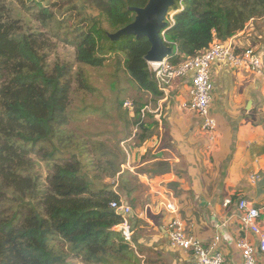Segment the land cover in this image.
<instances>
[{"label":"trees","instance_id":"obj_1","mask_svg":"<svg viewBox=\"0 0 264 264\" xmlns=\"http://www.w3.org/2000/svg\"><path fill=\"white\" fill-rule=\"evenodd\" d=\"M8 1L0 0V264H67L70 258L84 264H139L132 245L114 230L122 217L110 203L120 202L119 196L105 186L96 188L93 181L99 178L90 179L79 156L64 161L60 154L59 145L66 142L70 70L49 69V41L42 40V32L25 33L11 17ZM149 1L91 0L110 30L95 21L81 32L76 59L99 68L104 55L123 53L125 69L139 90L159 98L162 93L145 60L151 49L148 39L127 36L112 42L108 36L134 22L130 8H143ZM180 1L171 11L179 9ZM30 2L43 29L56 22L54 7ZM184 4L166 34L178 48L168 59L173 66L206 52L214 41L227 44L252 21L264 18V0ZM83 86L89 87L84 80ZM33 155L53 163L46 187L33 175Z\"/></svg>","mask_w":264,"mask_h":264},{"label":"crops","instance_id":"obj_2","mask_svg":"<svg viewBox=\"0 0 264 264\" xmlns=\"http://www.w3.org/2000/svg\"><path fill=\"white\" fill-rule=\"evenodd\" d=\"M228 43L236 50L254 48L264 65V18L252 21ZM212 84L214 132L205 131L201 118L188 107L191 78L187 77L174 81L161 97L152 96L154 100L141 111L152 121L145 140L138 144L136 129L129 140H134L132 224L139 264H195L192 254L169 243L167 227L175 217L183 219L189 232L207 247L218 224H226V239L219 245L224 264H244L235 246L238 239L258 245V238L244 230L235 216L242 200L264 207V70L257 75L216 63ZM118 165L121 172V167L133 169L130 161ZM256 174L259 179L254 183L251 178ZM104 186L124 205H131L133 199L119 188L120 180ZM226 200L232 201L229 207L224 206ZM258 255L264 264V254Z\"/></svg>","mask_w":264,"mask_h":264},{"label":"rangeland","instance_id":"obj_3","mask_svg":"<svg viewBox=\"0 0 264 264\" xmlns=\"http://www.w3.org/2000/svg\"><path fill=\"white\" fill-rule=\"evenodd\" d=\"M37 1L44 8L54 7L56 22L54 20L47 29H43L41 23H36L33 15L37 11L32 9L30 0H10L7 5L11 17L20 23L25 33L42 32V40L49 41V49L45 51L49 69L67 66L70 70L71 91L66 112L68 123L63 127L66 142L58 144L61 146L60 154H65L64 161H68L69 155L79 156L90 179L99 178V181H93L96 188H102L105 183L114 185L115 180H120L119 188L130 194L133 201L129 199V203L134 210V140H129L136 129L138 144L141 139L144 141L148 124L152 121L148 117L143 118L141 111L154 98L139 90L125 69L126 56L123 53L104 55L106 61L99 68L77 62L76 37L81 32L88 31L95 21L110 30L91 0ZM83 80L89 85L86 89ZM127 103L129 105L125 107ZM200 121L203 124V120ZM31 158L34 162L33 175L46 187L53 163L36 155ZM122 161H130L132 171L121 167V172L118 164ZM115 171L120 173L115 175ZM133 219L134 215L131 217L132 223ZM67 264L84 263L70 258Z\"/></svg>","mask_w":264,"mask_h":264},{"label":"built area","instance_id":"obj_4","mask_svg":"<svg viewBox=\"0 0 264 264\" xmlns=\"http://www.w3.org/2000/svg\"><path fill=\"white\" fill-rule=\"evenodd\" d=\"M184 1H180L178 10L169 12L166 18L167 30L162 32L164 42L168 46L173 45V47L171 46L174 50L173 55L178 54V48L176 44L167 39L166 34L175 23V14L185 8ZM216 63L225 64L234 69H247L257 75H263L262 58L254 48L237 51L232 44H223L218 41H214L206 52L177 66L171 65L168 60L162 63H149V69L154 75L161 93H166L174 81L191 78L188 107L203 120L202 127L207 132H214L217 128V122L211 113L212 67ZM128 105L129 103L125 104V107ZM251 179L255 183L259 179V175L256 174ZM231 204V200H226L224 206L229 207ZM110 208L122 217V223L114 230L121 233L125 242L133 245L135 231L131 222L132 208L117 201L111 202ZM168 208L175 211L173 205H169ZM235 217L244 230H249L258 238L257 246L244 238L236 241L235 246L242 253L243 263L260 264L258 254H264V226L262 225L264 207L255 208L247 201L242 200L238 204V214ZM225 226L224 223L218 224L214 241L208 247L189 232L186 222L179 217L173 218L168 224L167 236L171 247L192 254L195 264H224V257L219 250V245L226 239L223 234Z\"/></svg>","mask_w":264,"mask_h":264},{"label":"water","instance_id":"obj_5","mask_svg":"<svg viewBox=\"0 0 264 264\" xmlns=\"http://www.w3.org/2000/svg\"><path fill=\"white\" fill-rule=\"evenodd\" d=\"M175 7L176 0H150L143 8H130L135 14L134 22L108 36L112 42H119L127 36L148 39L151 49L145 60L148 64L162 63L174 54L173 48L164 42L162 32L167 30L166 18Z\"/></svg>","mask_w":264,"mask_h":264}]
</instances>
